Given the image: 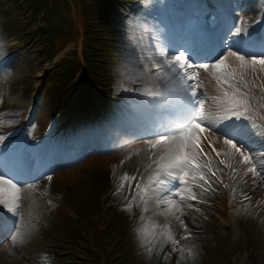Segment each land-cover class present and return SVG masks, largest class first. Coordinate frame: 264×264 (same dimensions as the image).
<instances>
[{"label":"snow or ice","instance_id":"obj_1","mask_svg":"<svg viewBox=\"0 0 264 264\" xmlns=\"http://www.w3.org/2000/svg\"><path fill=\"white\" fill-rule=\"evenodd\" d=\"M143 24L142 20L131 19L127 27L135 31ZM240 33L241 28L236 25L235 33L230 35ZM177 42L196 47L199 38L190 34L177 41L174 34L159 31L136 76L143 91L136 87L125 89L149 97L145 105L164 113L166 122L157 127L159 134L137 137L144 147L136 154L145 152L149 162L144 172L138 169L136 174L125 173L119 189L127 190L129 207L140 202L147 212L151 203L161 210L160 214L173 218L177 228L183 230L180 238L171 224L160 229V233L172 245L169 254L180 253L183 258L182 241L193 238L187 210L200 211L196 205L207 203L205 195L220 188L230 190L237 198L232 181L242 179L252 188L259 186L258 180L264 181V147L253 150L234 135L221 131V126L228 122L235 133L250 132L264 143V54L247 55L227 48L210 61L194 63L183 50L170 54V44ZM209 82H214L216 95L209 96ZM210 136H215L216 141H210ZM4 139L0 135V142ZM29 165L30 161L23 158L15 162L16 168ZM3 167L0 213L13 220L11 230L3 235L15 245L22 242L29 228L22 213L26 195L23 186L35 189L36 184L18 182L11 174L13 167ZM226 175L229 183H225ZM42 180L50 182L52 175L42 172L32 181ZM238 201L250 203L251 196L240 191Z\"/></svg>","mask_w":264,"mask_h":264},{"label":"rangeland","instance_id":"obj_2","mask_svg":"<svg viewBox=\"0 0 264 264\" xmlns=\"http://www.w3.org/2000/svg\"><path fill=\"white\" fill-rule=\"evenodd\" d=\"M8 1L9 6L12 7V5H14L13 7H17L22 13L26 10V7H28L30 18L44 25L39 29L37 37L39 40L46 39L55 48L61 46L65 41L73 39L75 25L82 21L80 0ZM20 6H24L25 8L20 9ZM34 56L35 54L30 53V57ZM31 65L35 66V63L31 62ZM29 81L30 77H27L26 82ZM37 84H39L38 77L34 79V85ZM247 135H250V133H247ZM95 160L96 159L89 161L76 170L71 171L72 174L81 173L78 175L79 180L70 184V188L78 192L83 199H86L87 196L92 193V183L90 182L99 178L97 173L90 172L94 170L93 168L96 166ZM105 166L107 167V165ZM110 171L111 170H107V172ZM83 177L85 181L81 182ZM227 181L228 176L226 175L225 183H228ZM236 184L241 187H237ZM233 186L237 190L236 194L238 191H243V189L249 190L242 179L234 181ZM58 187L62 186L57 185L56 182H52L43 187L42 190L44 194L50 195L51 197L56 195L58 201L42 195L41 200L45 204L44 209L46 210V216L43 218L42 222H35L41 230L35 235L30 233V237L34 238L36 241L37 238L45 237L46 240H44L42 244L44 245L46 243L45 245L50 247H55L57 240L72 226L79 224L75 226V230L79 234L84 232L82 229L83 226L79 223V220L76 219V222L68 223L71 217L69 216L68 207L64 198L61 196V198L58 199L59 194L57 193L62 192ZM64 193H66V191H64ZM251 193L252 192H250V194ZM236 196L237 198H233V194L230 190L220 188L218 192L205 195L204 199L207 203L199 204L200 211L196 212L190 209L192 212L191 216L194 220L191 218L190 214L186 219L193 232V238L191 240L182 241L184 256L181 259L183 264H188L189 259L192 264H218V262L220 264V261H223L225 264L229 258L223 255L229 248L231 249V264H264V212L259 211L263 207V204L261 201H255V198L251 199L250 203L248 201L241 203L238 201L239 196ZM233 199L236 200L234 205L231 202ZM54 202L58 204L55 207H53ZM91 206L95 214L102 208L99 204H95L94 206L91 204ZM223 215H228V218L226 220L222 219ZM103 217H107L104 210H102L98 219ZM208 217L210 218L208 222H205V229L199 228V226L201 227L202 221ZM164 220H171L173 231L179 233L177 235L179 239L180 235L183 234V230L180 229L181 231H178L177 225L171 216L164 217ZM151 223L152 225L148 224L146 230L135 231L137 234L132 239H126L125 245H123L124 248L130 247V244H135L140 248H144L140 256H134L126 264H158V256L161 249L165 244L170 243V241H167L166 236H162L161 233L158 232L159 227L157 224L154 222ZM255 227L259 229L260 235L263 238L262 244L257 250L250 241L251 229ZM211 231L215 233V236H213ZM54 234V237H50V235ZM147 245L150 249L147 248ZM24 248L29 250L30 256L36 250L31 245H27ZM13 249L11 242L5 244V248L0 250V264H26L25 261L29 259H22V255H25L26 250L17 247ZM122 251H124V249H122ZM11 252H15V255L11 256ZM5 253H9L8 260L4 258ZM130 254V252H127L122 255L128 256ZM29 255H27V257ZM32 256H35V254ZM30 264H46V262L43 258L38 257L37 259L30 258Z\"/></svg>","mask_w":264,"mask_h":264},{"label":"bare ground","instance_id":"obj_3","mask_svg":"<svg viewBox=\"0 0 264 264\" xmlns=\"http://www.w3.org/2000/svg\"><path fill=\"white\" fill-rule=\"evenodd\" d=\"M257 143L261 146V147H264V143H261L260 141H257ZM250 182H252L251 181V178H250ZM228 218V215H223L222 216V219H224V220H226Z\"/></svg>","mask_w":264,"mask_h":264}]
</instances>
